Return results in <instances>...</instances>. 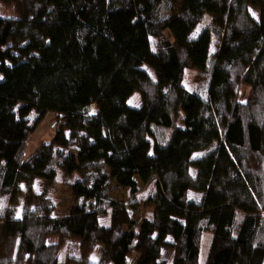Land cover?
I'll return each instance as SVG.
<instances>
[{
	"label": "trees",
	"instance_id": "1",
	"mask_svg": "<svg viewBox=\"0 0 264 264\" xmlns=\"http://www.w3.org/2000/svg\"><path fill=\"white\" fill-rule=\"evenodd\" d=\"M0 6V264H199L205 232V264H264V0ZM49 111L65 127L24 158Z\"/></svg>",
	"mask_w": 264,
	"mask_h": 264
},
{
	"label": "rangeland",
	"instance_id": "2",
	"mask_svg": "<svg viewBox=\"0 0 264 264\" xmlns=\"http://www.w3.org/2000/svg\"><path fill=\"white\" fill-rule=\"evenodd\" d=\"M14 15H15V11L13 7L0 6V16H14ZM199 30L200 28H198L193 35H195ZM144 67L150 73L154 74V70L151 67H149L146 64L144 65ZM205 77H206L205 71H200L196 68H187L185 71L183 82L187 88L191 90H196L205 82ZM249 91H250L249 85L247 84L242 85L240 88L239 99L241 101L246 100ZM141 102H142L141 95L138 91L134 92L132 96L128 99V104L134 107L140 106ZM64 124H65V120L58 117L56 112L54 111L47 112L46 115L41 120V122L36 126L35 130L30 133L28 141L24 148V158L30 156L41 144L50 141L56 135L58 130H61L62 127H65ZM135 179L137 182V187H139L140 189L144 188L145 185L139 179V177L135 176ZM35 189L37 191H46L47 194L52 198L56 206L55 209L56 215H64L69 213L71 207L73 206L76 200L73 190L68 186L59 182L49 183L44 179L37 178L35 180ZM28 194L29 192L27 188L22 184V189L20 190V193H18L17 196L14 198V202H17V205L20 207V205L23 203L25 199V195ZM111 195L118 200H123V201L130 200V193L126 187H122V188L119 187L114 189L111 192ZM212 236L213 234L211 232L208 233L205 232L204 234H202L199 264L206 263ZM55 239L56 237L54 238V240ZM137 257L138 254L134 252L129 257V264H135Z\"/></svg>",
	"mask_w": 264,
	"mask_h": 264
},
{
	"label": "crops",
	"instance_id": "3",
	"mask_svg": "<svg viewBox=\"0 0 264 264\" xmlns=\"http://www.w3.org/2000/svg\"><path fill=\"white\" fill-rule=\"evenodd\" d=\"M2 222L0 221V232H1Z\"/></svg>",
	"mask_w": 264,
	"mask_h": 264
}]
</instances>
